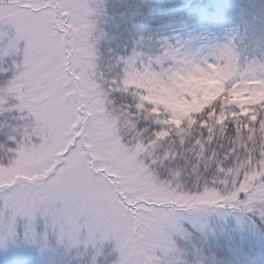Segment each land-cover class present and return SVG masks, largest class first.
Returning <instances> with one entry per match:
<instances>
[{"label":"snow or ice","instance_id":"snow-or-ice-1","mask_svg":"<svg viewBox=\"0 0 264 264\" xmlns=\"http://www.w3.org/2000/svg\"><path fill=\"white\" fill-rule=\"evenodd\" d=\"M92 12L89 0H0L4 53L22 57L0 86V111L12 97L27 117L0 156V228L15 232L24 217L34 232L39 214L70 239H114L113 264H172L182 211L230 207L264 219V100L224 94L173 120L125 89L143 64L133 57L111 86L131 91L138 111L112 106ZM139 113L159 127L139 128Z\"/></svg>","mask_w":264,"mask_h":264},{"label":"rangeland","instance_id":"rangeland-1","mask_svg":"<svg viewBox=\"0 0 264 264\" xmlns=\"http://www.w3.org/2000/svg\"><path fill=\"white\" fill-rule=\"evenodd\" d=\"M189 2L154 9L144 20L137 10L127 12L125 6H117L108 0H89L93 9L90 18L94 22L92 36L97 71L109 82L112 106H130L131 102L132 110L138 111L134 109L138 98L131 91L111 86L113 78L119 79L123 75L125 61L133 57L148 64L149 61L154 63L170 46L188 45L198 49L231 42L242 62L264 60V43L247 42L251 38L243 35L245 29L236 23V14L225 19H202L203 12L191 8ZM125 13L132 24L127 31ZM105 28L108 29L107 37L102 32ZM8 41L9 36L0 37V86L14 75V59L22 58L15 53H4ZM15 103L18 101L9 97L0 112L15 113L18 116L15 124L22 131L21 126L27 117L26 113L12 107ZM12 135L18 136V132L14 129ZM9 137L7 144H0L3 146L0 147V156L5 158L11 154L8 149L16 147L15 141ZM180 215L184 232L172 233L176 245V250L170 254L172 264H264V257L249 253L259 254L257 250L264 253V219L258 214L234 208L208 207L185 210ZM26 222L27 218L17 217L15 232L0 228V264H63L69 252L81 253V257L87 254L92 262L104 257L106 264H113L118 259L114 239L93 243L81 235L78 240H73L61 232L58 224L53 225L39 214L34 222V232L25 231ZM205 245L207 251L203 253L201 248ZM219 250L228 252V257L222 256ZM238 252L237 257L242 256L239 261L235 258Z\"/></svg>","mask_w":264,"mask_h":264},{"label":"clouds","instance_id":"clouds-1","mask_svg":"<svg viewBox=\"0 0 264 264\" xmlns=\"http://www.w3.org/2000/svg\"><path fill=\"white\" fill-rule=\"evenodd\" d=\"M129 79L141 105L173 120L193 119L215 98L227 94L255 103L264 100V60L242 62L231 42L193 49L170 46Z\"/></svg>","mask_w":264,"mask_h":264},{"label":"trees","instance_id":"trees-1","mask_svg":"<svg viewBox=\"0 0 264 264\" xmlns=\"http://www.w3.org/2000/svg\"><path fill=\"white\" fill-rule=\"evenodd\" d=\"M110 2H114L117 6H125L127 12H131L132 10H137L142 17L146 18V14L149 11L154 9L167 8L171 6L184 4L186 0H108ZM191 8H197L203 12L202 19H225L226 17H230L233 14H236L235 21L242 29H245V33L243 35L251 38V42L255 43H264V0H190ZM130 17L125 13V21H127V26H125V31H127V27L132 25L129 24ZM105 27V26H104ZM105 33L104 37L109 36L108 29L105 28L102 30ZM108 34V35H107ZM112 34L114 32L112 31ZM111 35V34H110ZM113 36V35H112ZM130 106L133 104L131 102ZM128 103V104H129ZM135 109V108H134ZM136 110V109H135ZM18 116L13 112H0V144L8 143L7 137L12 136L15 131L19 128V125L15 124L17 122ZM139 128H151L155 130L159 125L155 122V120L151 117L146 116L143 113H139V119L137 120ZM19 124V123H18ZM163 175V174H162ZM189 187L192 186V183L195 182V177H191L186 179L185 181ZM222 209H228L230 207H220ZM262 234L264 235V229L262 230ZM203 253H206L207 247L203 246ZM222 256L228 257V252L219 250ZM250 251V250H249ZM259 254H254V252H249L252 256L257 255L258 257H264V253L257 250ZM248 250L246 249V253ZM241 253V252H240ZM81 253L74 254L73 252H69L64 257L63 264H106L107 259L104 257H100L95 261H91L90 258L80 255ZM239 252L236 254L235 258L239 261L241 257H237ZM235 260V259H233Z\"/></svg>","mask_w":264,"mask_h":264}]
</instances>
